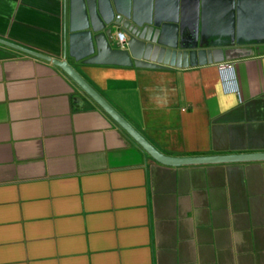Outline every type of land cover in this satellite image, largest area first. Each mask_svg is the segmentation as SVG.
<instances>
[{"label": "crops", "instance_id": "1", "mask_svg": "<svg viewBox=\"0 0 264 264\" xmlns=\"http://www.w3.org/2000/svg\"><path fill=\"white\" fill-rule=\"evenodd\" d=\"M186 6L254 54L123 63L101 30L73 34L81 0H0V37L66 58L168 155L264 151V0ZM0 264H264V159L162 163L59 65L0 42Z\"/></svg>", "mask_w": 264, "mask_h": 264}, {"label": "water", "instance_id": "2", "mask_svg": "<svg viewBox=\"0 0 264 264\" xmlns=\"http://www.w3.org/2000/svg\"><path fill=\"white\" fill-rule=\"evenodd\" d=\"M83 14H87L85 24L79 27L80 34L102 31L104 44L95 36L98 53L101 47H109L121 62L146 68L187 67L209 62H224L254 54L251 46L232 40L216 44L204 38V27L198 18L191 17L189 22L188 0H173L169 10L164 0H149L148 8L140 12L136 0H81ZM119 16H118V15ZM92 30H87L89 26ZM115 27L126 36L122 43L116 41ZM72 28V30L79 29ZM74 36V35H72ZM79 36V35H78ZM71 40V54L73 53ZM115 41L116 46L112 48ZM0 42L25 51L29 54L51 60L66 71L103 109H105L136 141L155 159L165 164L229 162L251 159H264V151L244 153H224L209 155L174 156L160 151L128 119H126L89 81L66 59L53 57L42 51L15 41L0 37ZM92 52L95 51L93 36H90ZM89 53V54H90ZM66 55V52H65ZM77 56V55H76ZM85 61H97L96 57Z\"/></svg>", "mask_w": 264, "mask_h": 264}, {"label": "built area", "instance_id": "3", "mask_svg": "<svg viewBox=\"0 0 264 264\" xmlns=\"http://www.w3.org/2000/svg\"><path fill=\"white\" fill-rule=\"evenodd\" d=\"M118 16H119V15H118ZM116 36H117L118 41H120V42H122V43H123V42L125 41V39H126L125 34H124L123 31L120 30V29L117 30V34H116Z\"/></svg>", "mask_w": 264, "mask_h": 264}]
</instances>
